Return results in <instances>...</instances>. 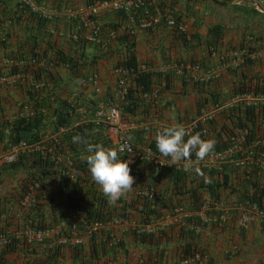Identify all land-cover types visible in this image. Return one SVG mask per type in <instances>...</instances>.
Here are the masks:
<instances>
[{
    "label": "crops",
    "instance_id": "obj_1",
    "mask_svg": "<svg viewBox=\"0 0 264 264\" xmlns=\"http://www.w3.org/2000/svg\"><path fill=\"white\" fill-rule=\"evenodd\" d=\"M95 1L98 0H37V3L44 7L57 10V13L47 20L51 22L44 29H37L36 22L31 19L21 18L19 24L11 23L10 19L2 20L0 24V62L3 56L8 52H14L21 44L24 43L28 47L27 44L32 38L39 51L53 47L64 54L70 53L72 49L77 48L70 36L72 34L84 35L88 32V28L82 27L76 16L67 18L63 9L85 6ZM247 1L201 0L190 3L186 0H158L162 15H164L163 12H167L168 15L185 25L186 33L190 35L188 44L183 43L181 35L164 26L162 16L149 30L135 28L128 32L125 21L116 12H102L94 17L101 29L98 35L101 41H85L83 50L85 57L93 61L92 67H88V74L96 75L99 82V93L95 94L89 85L77 84L76 77L66 69L51 65L47 69L51 75L48 88H52L59 97L69 100L70 97L73 98L74 92L72 91L77 87V90H81L85 97L95 98L101 101L99 105H103L117 101L114 94L115 75L112 71L116 63L120 61L145 63L149 68L162 70V72L155 73L150 95L145 96L143 100L144 105L149 104L151 107L148 117L139 123L133 122L135 115L141 116L140 101L136 102V109L133 112L135 115L124 112V117L130 122L127 128L128 140L135 147L155 143L157 131L162 130L160 126L168 127L187 122L211 105L232 96L233 86L244 78L264 77V14L254 12ZM0 3L2 4L0 19H2V11H10L15 4L13 0H0ZM214 26L219 28L216 50L235 49L249 38L253 40L254 48L261 56L254 61L249 60L237 65L209 55L205 46L212 40L208 30ZM111 33L112 37L109 36ZM46 57L48 60L51 59V51L46 53ZM175 68H182L185 75H174ZM207 73L211 75L208 81L202 79L194 83L189 78L194 75L206 77ZM15 80L18 82V87H14L11 91L0 90L1 123L10 121L18 110V115L30 114L32 111L29 106H25L28 105L27 89L30 84L35 88L42 86V83L32 82L33 80H30L28 76ZM10 81L8 80L7 83ZM214 97L218 100L213 101ZM110 100L112 102H109ZM199 100H206L207 103L197 112ZM232 109H221L216 113L212 127L208 131V139L215 137L219 132L222 139L227 140L226 138L230 132H233V129L229 121H224L223 118ZM49 122L50 117L46 118L43 123L42 130L46 133L41 139L42 143L35 144L37 148L30 152L20 153L22 154L21 165L12 168L10 164H0V219L5 217L13 224L16 223V219L19 224L25 223L24 216L29 211L24 208L18 210L16 207L27 189L38 181L37 176L43 170L39 162L34 163L33 155L41 156L40 148L46 147L51 137L57 134L51 131ZM56 137L60 139V134ZM59 143L61 152L58 157L60 162H65L70 155H68L64 142L59 141ZM108 148L113 149L111 144ZM88 154L86 151L83 157ZM43 171L45 172L42 176V183L39 182L40 188L33 191L37 204L34 208L32 207V214L35 216L38 213L41 218L56 226L68 224L72 209H70L67 195L59 192L60 167L53 166ZM131 175L135 178L134 189L122 199L133 198L135 189L142 182L148 184L155 192H162L164 187L169 185L165 173L157 171L149 164L144 163L131 167ZM253 177L252 175L250 179H254ZM90 181L91 189L105 196L91 176ZM258 183L262 185L264 182L259 180ZM170 194L167 190L165 196ZM218 204L220 207L216 211L221 213L220 218L212 222L217 226L199 227L198 232L194 231L198 237L197 244L204 247L208 254L206 263L264 264V223L253 220L241 226L238 220L243 210H239L238 207L245 203H234L227 198L226 202ZM199 213L194 214L196 218ZM185 215L188 216V214ZM176 216L170 217L173 222L164 221L162 236L158 238L156 235L150 242L142 243L137 237L131 235V231H134V227L140 223L139 213L131 211L122 225L106 224L92 237L87 236L84 229H77L74 233L65 231L68 233L66 235L68 242L60 246L58 240L62 235L58 230L43 235L40 241L26 235L24 236L25 246L21 249L16 248L13 252H7L3 256L7 264H160L159 257H157L160 255L162 260L167 258L166 264H170L175 262V258L172 259L174 257L172 251L181 241L177 235L178 224L184 225V222L178 223L184 216L175 221ZM162 220L157 222H162ZM172 223L178 224L173 226ZM111 241L112 243L118 241L121 245L114 254L108 252L107 249Z\"/></svg>",
    "mask_w": 264,
    "mask_h": 264
},
{
    "label": "trees",
    "instance_id": "obj_2",
    "mask_svg": "<svg viewBox=\"0 0 264 264\" xmlns=\"http://www.w3.org/2000/svg\"><path fill=\"white\" fill-rule=\"evenodd\" d=\"M35 1L37 2V0ZM1 5L0 3V6ZM117 14L121 19L123 18L121 14ZM1 15L2 19H0V24L4 19H10L11 23L19 24L18 22L21 18H26L34 20L37 29H44L45 26L51 22L47 21L48 19L38 18L28 13L24 8H19L16 5L10 11L3 10ZM208 34L211 35L212 39L205 46L209 54V50L217 46L219 28L216 26L211 27L208 30ZM183 43L188 44L189 42L183 41ZM75 44L77 48L72 49L68 54H64L53 47H48L49 50L46 48L45 50L41 49L39 51L35 40L32 38L27 44L28 47L23 43L14 52H8L2 57L3 59L0 62V78L5 79L14 76L23 78L28 76L30 80H33L32 82L42 83V86L35 88L30 84L27 89L28 105L25 106H29L32 111L30 114L18 115V110L10 121L0 122V149H9L21 141L32 145L42 143L41 139L44 133H46L42 130L43 123L46 121V118L48 119L50 117L49 125L52 132H56L59 128L64 130L63 133L60 134V139L57 137V142L58 144H60L59 141L64 142L68 155H70L68 159L71 164L70 168L75 175L74 181H68L62 176L60 177L61 186L59 187V192L63 195H67L70 209L87 208V224L96 222L105 224L112 217L126 221L131 211H137L139 213L140 222L142 223L156 221L164 216L173 217L177 214L176 211H180L181 214H188V216L183 217V219L178 222H184V225L172 223L173 226L178 224L177 235L179 240L181 239L176 249L172 251L174 255L172 259L175 258L176 262L195 253H199L202 257H205L208 262L206 249L197 244V234L190 228L215 227L217 224L215 223V225L212 222H201L198 217H195V213L204 210L205 216L209 218H218L221 213L214 210L213 207L215 204L226 202L227 198H230L231 202L234 203L255 204L259 209L264 210V183L262 185L258 183L259 180H263L264 182V167L259 165L260 155L264 154V146L260 143L264 140V103H254L244 106L239 105L229 111L223 118L224 121H229L231 129L245 131V136L243 141L239 144L235 140L233 132H230L229 136L226 138L227 140H223L219 132L215 137L211 138L216 141L214 153H222L225 150L233 149L236 146L238 147V149L233 150L229 154V157L225 158L217 168L200 167L199 172L195 169L188 171L175 169L160 170L159 172L165 173V177L169 182V185H166L162 192H155L151 200L143 199L135 194L133 198H121L113 205L108 203L107 197L91 189V175L88 165L85 162V157H83V154L87 151V144L73 142V137L80 135L82 139L86 140L88 143L102 144L105 148L110 147L109 140L105 135V127L101 123L92 120L94 111L98 106H101L99 105L101 101L95 98L85 97L81 90H77V87L72 91L74 92L72 100L61 98L52 88H48L51 75L47 69L50 65L55 66V63L52 62L53 60L60 61L65 65L66 70L73 74L76 80H83L89 75L88 67H92L93 61L88 60L84 55L83 50L85 42L78 41ZM23 48L25 49L24 51ZM48 51H51L52 60H48L46 57ZM128 51L130 52V48ZM119 63L129 65L134 62L120 61ZM152 76L153 75L146 74L138 77L123 99L122 107L125 110L124 112H127L129 115H135L133 112L136 109V102L140 101V105L142 106L140 111L141 116L135 115L137 119H133L134 123L145 120L150 114L151 107L149 104L144 105V97L142 95H149L152 79L154 78V76ZM1 89L5 90L7 87L4 84H0V90ZM239 93H249L251 95L264 94V77L253 76L244 78L232 88V94ZM212 100L217 101L218 98L216 99V97H214ZM109 102L112 101L110 100ZM207 102H210L209 99ZM207 102L206 100H199L197 112L199 108H203ZM123 118V120H127V118ZM212 124L213 119L208 121L205 132L198 129L192 134L198 132L201 133L202 139H208V131L212 127ZM185 139H187V137H185ZM46 145L49 146L48 143ZM147 146L153 153L161 156L155 147V143H148ZM60 147V145H56L52 149L55 155L60 154ZM88 155H90V153ZM21 157L22 154L19 153L15 161L10 164V167L16 168L21 165ZM193 157H195L194 154ZM245 157H248L249 160L244 164L236 162ZM33 158L35 159V162H33L35 164L39 162L43 170L53 166L60 167L61 171L70 169L65 166L63 161L55 163L44 155H33ZM120 158L123 159L122 156H120ZM141 163L142 162H138L137 165L144 164ZM43 170H41L39 176H37L38 181L34 182L38 187L42 183V176L45 172ZM252 175L254 179H250ZM209 180L210 182H208ZM167 190L171 193L169 196H165ZM21 199L22 198H20L19 201ZM19 201L16 207L18 210L21 209ZM79 203H81V207ZM35 204H37L36 199ZM33 208L28 210L29 212L25 214V223L23 225L19 224L17 219L15 221L17 224H13L11 221L8 222L5 217L0 219V234L10 238V245L5 251L0 252V264H7L3 254L13 252L14 249H21L25 246L24 236L15 237L16 234L22 233L24 230L43 231L56 226L41 218L38 213L34 216V214H32ZM163 210L165 211L163 212ZM10 218L14 219L13 217ZM71 222L77 223L74 218H70L69 223ZM172 225H170V227H172ZM77 229L81 230L83 226L78 224ZM163 230L164 229L153 233L140 234L131 231V235L137 237L142 243H145L150 242L156 235L160 238ZM65 234L68 235L67 232H65ZM95 234H90L89 237ZM104 245H106V243H104ZM56 247H58V245ZM120 247L121 245L118 241L113 243L111 241V245L110 247L108 246L107 249L108 252L114 254ZM157 257H159L160 264H166L167 258L162 260L163 258L160 255Z\"/></svg>",
    "mask_w": 264,
    "mask_h": 264
},
{
    "label": "built area",
    "instance_id": "obj_3",
    "mask_svg": "<svg viewBox=\"0 0 264 264\" xmlns=\"http://www.w3.org/2000/svg\"><path fill=\"white\" fill-rule=\"evenodd\" d=\"M15 5L17 7L24 8L28 13L41 18V19H50L54 14L57 13L54 9H48L44 7L43 5L37 3L35 0H13ZM187 2L193 3L200 0H186ZM249 7L258 14H264V0H248L247 1ZM53 10V11H52ZM160 8H159V2L158 0H100L97 1L87 7L84 8H76V9H64L63 12L67 16V18H72L73 16H76L79 18L80 23L83 27L88 28V33L79 36L76 34H72L70 38L74 42L86 40L88 42H99L101 39H98V35L100 33V26L95 22L94 17L99 15L102 12L106 11H112V12H118L121 14L125 21V26L128 32L132 31L133 29L137 28L140 30H148L152 26L156 25L159 21L160 17ZM93 17V19H92ZM164 25L167 29L184 36L185 39L189 38V35L186 33L185 25L179 21H175L171 17H165L164 18ZM112 37V33L109 35ZM211 51V55L215 56L216 53L213 50ZM220 58L229 59V62L231 64H239L245 61L246 59H257L261 55L259 54L258 50L254 51L251 47V44L249 41H245L241 47L230 50L225 53L220 54ZM55 64H57L59 67L65 68V65H63L61 62L56 61ZM147 71V68L143 64H138L134 66H121L118 65L115 70L114 74L116 75V87L114 89V94L116 97L115 103H108L106 105L98 106L97 109L94 111L92 120L95 122L101 123L105 127V135L107 139L109 140L111 147L113 149L117 150L118 154L123 157L124 160L131 159L133 162L129 165L134 166L138 162H150L151 164L159 167H171L178 170L186 171L183 162L175 164V165H169L171 161H162L158 158V156L154 155L151 149L147 146L142 147H134L131 142L127 139V128L129 122L126 120H123L124 116V109L122 107L123 99L125 98L127 94V90L131 84V80L135 79L136 77H139L143 73ZM157 71H162L158 69ZM177 73H180V71ZM206 77H202L201 75H197L196 79L198 80H207L210 79V74H205ZM14 79H17L18 77H13ZM6 80L3 78H0V83L5 82ZM83 83L81 86L89 85L93 88V91L95 93H99V85L97 83V78L94 75H89L86 78H84ZM69 100H72V97H70ZM262 104L264 103V94H257V95H251L249 93H239V94H233L226 100L215 103L211 105L208 109L199 112L198 115H195L194 117L190 118L186 123H179L180 125H183L186 130H188L190 133H193L195 130L200 129L202 132L205 131V124L208 123V121L212 120L216 113L221 109H232L239 105H251V104ZM163 129L164 127L161 126ZM63 129L59 128L56 133L61 134L63 133ZM56 134V135H57ZM56 135L52 136L49 146L40 148L41 155L47 156L50 158V160H53L55 163H59L60 159L58 155L54 154V151L52 149L58 144ZM233 135H235V140L239 144L243 141L245 136V131L241 130H234ZM260 143L264 146V140H262ZM37 146L35 144H27L25 142H19L15 146L8 149L6 152H0V163L2 164H10L15 161L16 156L19 153L23 152H30L34 149H36ZM238 149L236 146L233 149L225 150L222 153H213L210 156L206 157L203 161L199 163L197 166L198 168H217L220 163L224 161L225 158L229 157V154L235 150ZM193 160H195V157H192ZM249 158L245 157L242 159L237 160V163H245L248 161ZM65 166L70 168V161L66 160ZM259 165L261 167H264V154L260 155L259 159ZM60 176L65 177L68 181H74L75 175L73 174L72 169L66 171H60ZM36 188V185L32 186L31 188L27 189L26 193L22 197L20 201V205L22 208L27 209L32 206V204L35 202L34 197V189ZM138 196H140L143 199L151 200L154 197V193L151 188L149 187H142L137 191L136 193ZM220 207L219 204H215L213 209L217 210ZM239 210H243V214L239 217L238 224L243 226L247 223L253 221V220H259L261 223H264V210L259 209L255 204H244L239 205ZM204 211V210H203ZM177 214H175L176 218L179 219L182 216H186L185 214H181L180 211H176ZM86 215H87V208L81 207L76 210H71V218H74L75 222H71L68 224H59L57 227H55V230L58 231H69L75 232L77 230V225H82L83 229L86 231L87 236H90V234L97 233L104 225H112V226H118L122 225L123 221L119 218L112 217L107 223H86ZM165 217V216H164ZM163 219L162 222L157 223H140L137 226L134 227V231L136 233H152L154 231L161 230L164 226V221L170 220V222H173V220L170 218L172 216H167L166 219ZM197 217L202 222H214L220 218L216 217H207L204 215V212L200 211L199 214H197ZM54 229H50L47 231H31L27 233V235H30L33 239H36L38 241L41 240V237L45 234H48L50 232H53ZM194 230L195 232L199 231L198 227L190 228ZM19 236V234H16L15 237ZM59 244H65L68 242L67 236H62L58 240ZM10 245V238H8L5 235L0 234V252L5 251V249ZM206 261L205 257H202L199 253H195L189 257H186L184 259L178 260L172 264H204Z\"/></svg>",
    "mask_w": 264,
    "mask_h": 264
},
{
    "label": "clouds",
    "instance_id": "obj_4",
    "mask_svg": "<svg viewBox=\"0 0 264 264\" xmlns=\"http://www.w3.org/2000/svg\"><path fill=\"white\" fill-rule=\"evenodd\" d=\"M98 1H100V0H98ZM95 2H97V1H95ZM95 2H93V3H95ZM93 3H91V4H93ZM91 4H88V5H85V6H78V7H75V8H69V9L84 8V7H87V6L91 5ZM160 6L161 5L159 4V7ZM116 13H118V12H116ZM163 13H164V15H162V10H160V16H162V21H164L165 17H171L170 15H168L167 12H163ZM171 18H173V17H171ZM92 19H93V17H92ZM122 20H124V18H122ZM174 20L177 21L176 19H174ZM163 24H164V22H163ZM154 26H152V27H154ZM178 35H181V34H178ZM79 36H82V35H79ZM181 37H182V40H184L186 42H190V35H189L188 39H185L183 35H181ZM82 41L85 42L86 40H82ZM246 41L250 42L251 47H252V49L254 51L257 50L256 48H254V44H253V40L252 39L248 38ZM74 43H77V42H74ZM241 45H239L235 49L241 47ZM210 50H213L216 53L215 56L218 59L226 60V61L229 62V59L220 58L221 57L220 54L221 53L223 54L225 52H228V51L234 50V49L218 51V50H216V48H214V49H210ZM210 50H209V55H211V51ZM249 60L246 59L242 63H246ZM254 60H256V59H253V60H250V61H254ZM56 61L57 60H53L52 62L55 63ZM138 64H143L147 68V71L145 73H143L142 75L149 74V75L155 76V73H157V70L149 68L147 66V64H145V63H133V64H129V65H123L122 63L121 64L120 63H116L115 66L113 67L112 71L114 73V70H115V68L118 65H121V66H134V65H138ZM54 65H55V67H58L57 64H54ZM63 69H66V68H63ZM177 71L178 72L180 71V73H177ZM158 72H162V71H158ZM173 73H174V75H178V76L179 75H185V73L183 72L182 68H175L173 70ZM89 75H94V74H89ZM89 75H87V76H89ZM142 75H140V76H142ZM94 76L96 77V75H94ZM14 77H16V76H14ZM196 77H197V75H194V76L189 77V78L191 79L192 82L198 83L200 80L196 79ZM137 78L138 77H136L135 79L131 80V84H130L128 90L132 87L133 82ZM6 79H7V81L11 80V79L15 80L13 77L5 78V80ZM116 79H117V77L115 75V85H116ZM7 81L1 82L0 84H5V83H7ZM76 83L77 84H82L83 81L77 80ZM97 83L99 85L98 79H97ZM115 87L116 86H114V88ZM142 96L145 98V96H148V95H142ZM126 121L128 122V120H126ZM183 123H186V122H183ZM233 133H234V130H233ZM185 137H187V139H185ZM127 139H128V137H127ZM73 142L74 143H85V144H87V152L90 153V155H87L84 158L85 162L88 165V169H89V172H90L92 180L97 185L100 186V188L102 190V193L108 198V203L114 205L119 199H121L128 192H131L134 189L133 185L135 183V178L131 175V167L136 166L137 163L134 166L130 167L129 165L133 161L131 159L122 161L120 159V155L118 154L117 150L112 149V148H105L102 144H98V143L97 144L88 143L86 140H83L80 135L74 136L73 137ZM215 145H216L215 139H202L201 138V133L197 132L195 134H192L188 130H186V128L183 125L173 124V125H170L168 127H164L162 130L157 131L156 136H155V147H156L157 151L159 152V154L161 156H159V155H157L155 153H153V154L158 156V158L160 160H162V161H171V163L169 165H175V164L183 162L185 169H187L186 171L195 169L196 171L199 172V168L197 166L206 157H208V156H210L211 154L214 153ZM143 146H147V144L143 145ZM140 147H142V146H140ZM7 150L8 149L2 150L0 152H3V151L6 152ZM193 154L195 155V160L192 159ZM167 158H170V159H167ZM12 163H10V164H12ZM142 163L149 164L153 168L157 169V171L164 170V169H174V168L166 167V166H164V167L155 166V165L151 164L150 162H142ZM0 164H2V163H0ZM175 170H178V169H175ZM181 171H183V170H181ZM208 182H210V180ZM34 185H36V184H34ZM37 187L38 186L36 185V188ZM143 187H145V186H143ZM146 187L151 188L148 185H146ZM151 189H152L153 193L155 194L154 189L153 188H151ZM20 201H19V204H20ZM34 204H35V202L32 204L31 208L33 207ZM29 208H27V210H29ZM158 220H160V219H157L156 221H149V222L155 224V223H157ZM140 223H142V222H140ZM55 227H57V226H54L53 228L45 229L43 231L54 229ZM31 231H34V230H29V231L24 230L22 233H19V236H21V235L26 236L27 233H29ZM59 233H61L62 236L67 235V234H65V231H59ZM61 237H59V238H61ZM59 245H61V244H59ZM206 262H207V260L205 261L204 264H206Z\"/></svg>",
    "mask_w": 264,
    "mask_h": 264
},
{
    "label": "rangeland",
    "instance_id": "obj_5",
    "mask_svg": "<svg viewBox=\"0 0 264 264\" xmlns=\"http://www.w3.org/2000/svg\"><path fill=\"white\" fill-rule=\"evenodd\" d=\"M18 82H16L15 80H12L11 79V81L10 82H8V83H5L4 85L7 87V89L6 90H8V91H11L14 87H18L17 84ZM124 160V159H123ZM139 181L141 182V179H139ZM143 181V180H142ZM143 186H146V183H140V185L135 189V192L134 193H137V191H139V189L141 188V187H143ZM31 208V207H30ZM29 208V209H30ZM234 249V248H233ZM233 249H232V251H233Z\"/></svg>",
    "mask_w": 264,
    "mask_h": 264
}]
</instances>
